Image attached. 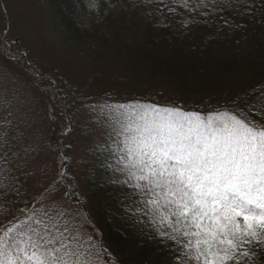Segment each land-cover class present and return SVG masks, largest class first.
Masks as SVG:
<instances>
[{"label": "snow or ice", "instance_id": "6c2138e0", "mask_svg": "<svg viewBox=\"0 0 264 264\" xmlns=\"http://www.w3.org/2000/svg\"><path fill=\"white\" fill-rule=\"evenodd\" d=\"M237 2L249 15H264V0L259 7L257 0L212 5L230 9ZM99 5L90 0L88 6ZM84 106L105 129L96 150L114 161L108 165L119 174L114 182L131 189L125 213L147 220L174 264H264V88L207 111L144 98L121 103L109 97ZM11 117L8 111L0 120V264L114 260L82 206L65 199L73 196L63 183L67 169L25 197L13 159L22 133Z\"/></svg>", "mask_w": 264, "mask_h": 264}, {"label": "trees", "instance_id": "16d2710c", "mask_svg": "<svg viewBox=\"0 0 264 264\" xmlns=\"http://www.w3.org/2000/svg\"><path fill=\"white\" fill-rule=\"evenodd\" d=\"M34 1L48 11L50 29L57 33L55 45L68 50L69 57L79 62L61 69L34 60L29 65L27 56L22 55L23 51L26 54L22 42L0 44L3 53L7 47L20 58L4 54V59L25 76L35 74L39 84L33 86L39 92L44 89L39 94L46 110L44 119L59 142L44 176L56 178L58 169L69 168L66 156L70 146L66 141L73 138L72 134L77 133L80 144L89 137V131L85 135L74 120L77 112H86L85 102L98 103L110 97L112 102L126 103L144 98L161 105L207 111L228 104L246 91L264 88V15L259 11L249 15L241 3H234L230 9H214L212 0H203L207 7L201 0H187L188 8L183 6L184 0H100L98 11L88 12L87 0ZM6 9L1 10L5 27L13 19ZM93 61L116 66L119 76L106 81L95 77L89 67ZM13 80L23 81L17 77ZM16 93L0 99V120L11 111L22 133L16 144L18 155L13 159L19 165L15 174L27 198L34 191L27 184L32 178L25 161L27 154L20 145L36 126L34 120L26 122V93L17 88ZM86 124L97 129L95 136L102 132L106 139L103 127L91 118ZM108 156L107 152L92 151V164L80 183L66 176L63 183L73 196L65 199L73 206H82L80 210L90 218L95 235L114 257L109 260L106 256L107 264H174L171 250L155 236L147 220L138 223L125 213L131 189L114 182L119 174L108 167L114 163L106 161ZM87 162L80 161L77 166Z\"/></svg>", "mask_w": 264, "mask_h": 264}, {"label": "rangeland", "instance_id": "374dc122", "mask_svg": "<svg viewBox=\"0 0 264 264\" xmlns=\"http://www.w3.org/2000/svg\"><path fill=\"white\" fill-rule=\"evenodd\" d=\"M90 0H87L86 5L88 12ZM7 6L10 13L13 14V19L8 22V26L3 25L4 14L1 10ZM100 7V5H99ZM99 7L95 10L98 11ZM12 17V16H11ZM9 34V35H8ZM57 33L50 29L48 11L45 6H40L34 0H0V44L5 43L7 46L14 40L22 42V47L26 48V54L23 51L22 55L27 56L26 63L31 65L32 60L37 63L61 69L66 64L74 66L79 64L77 59L69 57L68 50H63L55 45V39ZM8 35V36H7ZM22 51V50H21ZM2 48L0 47V99L8 97L12 92L14 96H17L16 88L26 93V97L29 101L26 102L25 113L28 115L26 120L29 124V119L35 121L36 128L27 136L22 138L20 147L27 154L25 161L30 171L32 181L28 180L29 189L34 191L30 194L33 196L36 194V189L43 186L44 183L49 182L55 176L48 174L44 176L46 166H51L54 160L53 149L55 145L59 146V142L56 137H53L50 133V129L44 119L46 116V110L43 106V100L39 94L44 93V89L40 88V92L33 86V84H39V79L35 74H28L25 76L17 69V66L7 62L3 55ZM9 56H12L10 51ZM94 72L95 77H100L101 80L106 81V78H113L119 76V69L116 66L106 67L101 62L93 61L90 66ZM31 69V68H30ZM33 75L36 78L33 80ZM17 77L21 82L13 80ZM77 85V83H73ZM71 85L76 88V86ZM33 99V100H32ZM37 113V114H35ZM92 119V114L88 109L86 112H77L74 120L80 125L79 130L85 132L89 131V137L83 143H78L77 133L73 131V138L68 139L69 154L66 156L69 162V168L67 169V176L71 181L80 183L85 174L89 171L86 169L92 164L89 155L97 149V146L105 143V139L102 135L95 136L93 127H88L86 121ZM16 123V121L14 122ZM55 125V124H54ZM87 131V132H88ZM34 132L36 136L34 137ZM59 154V151L56 153ZM88 161L85 165L77 166V163ZM67 177V178H68ZM29 196V197H30Z\"/></svg>", "mask_w": 264, "mask_h": 264}]
</instances>
